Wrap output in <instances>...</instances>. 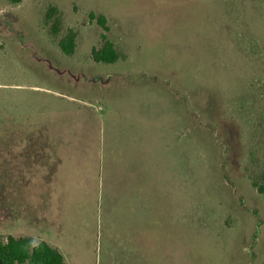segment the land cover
Here are the masks:
<instances>
[{
    "label": "rangeland",
    "instance_id": "obj_1",
    "mask_svg": "<svg viewBox=\"0 0 264 264\" xmlns=\"http://www.w3.org/2000/svg\"><path fill=\"white\" fill-rule=\"evenodd\" d=\"M50 6L72 57L43 27ZM127 60L98 64L103 29ZM264 0H0V234L67 264H263Z\"/></svg>",
    "mask_w": 264,
    "mask_h": 264
},
{
    "label": "trees",
    "instance_id": "obj_2",
    "mask_svg": "<svg viewBox=\"0 0 264 264\" xmlns=\"http://www.w3.org/2000/svg\"><path fill=\"white\" fill-rule=\"evenodd\" d=\"M13 5H19L24 0H7ZM103 29L101 39L103 45L101 48H93L91 58L98 64H117L127 60V55L118 50L116 45L109 40L106 32L109 31L107 19L101 15L95 19ZM43 27L48 33L57 39V45L61 54L65 57H72L77 49L78 34L73 28H68L62 33L61 11L57 6L47 8L43 16ZM252 186L257 192L264 196V173L252 172L250 174ZM0 264H67L65 257L57 248L50 246L42 241L38 242L34 238L13 237L4 238L0 234ZM264 264V262H263Z\"/></svg>",
    "mask_w": 264,
    "mask_h": 264
}]
</instances>
